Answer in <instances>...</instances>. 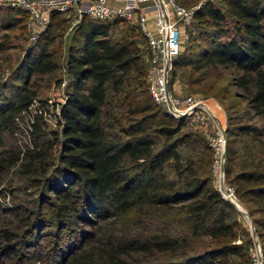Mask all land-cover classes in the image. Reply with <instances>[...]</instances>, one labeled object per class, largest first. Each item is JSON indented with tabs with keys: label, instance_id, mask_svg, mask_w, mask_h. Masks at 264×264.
I'll use <instances>...</instances> for the list:
<instances>
[{
	"label": "trees",
	"instance_id": "trees-1",
	"mask_svg": "<svg viewBox=\"0 0 264 264\" xmlns=\"http://www.w3.org/2000/svg\"><path fill=\"white\" fill-rule=\"evenodd\" d=\"M26 17L0 4V29L18 28L20 50L4 59L8 40H0V71L9 69L0 85V193L12 198L0 205V264H253L252 234L216 188L207 137L148 90L137 23L127 20L133 25L113 36L126 19L83 15L61 37L66 18L51 11L28 41ZM192 18L170 79L174 66L189 64V82L232 97L224 107V181L252 221L264 264V0H203ZM227 65L237 93L212 75ZM43 77L64 79L56 127L41 111ZM33 104L30 144L4 143L1 132ZM15 179L34 196L24 198Z\"/></svg>",
	"mask_w": 264,
	"mask_h": 264
},
{
	"label": "built area",
	"instance_id": "built-area-1",
	"mask_svg": "<svg viewBox=\"0 0 264 264\" xmlns=\"http://www.w3.org/2000/svg\"><path fill=\"white\" fill-rule=\"evenodd\" d=\"M199 3L186 6L177 0H0L1 5L26 11L28 41L34 40L44 28L51 11L71 13L73 24L83 15L136 22L146 37V82L153 100L164 104L173 117H185L186 126L200 128L206 134L212 150L210 169L216 188L224 198L235 201L233 186L224 181L225 117L220 120L212 105L214 103L220 109L219 104L196 94L175 93L169 83L172 59L181 48V30ZM63 83L64 79L60 85ZM208 121L211 127L206 130ZM250 256L253 264H262L258 243H254Z\"/></svg>",
	"mask_w": 264,
	"mask_h": 264
},
{
	"label": "rangeland",
	"instance_id": "rangeland-1",
	"mask_svg": "<svg viewBox=\"0 0 264 264\" xmlns=\"http://www.w3.org/2000/svg\"><path fill=\"white\" fill-rule=\"evenodd\" d=\"M199 1L201 2L203 0H199ZM62 14H63L64 18H66V24H65L66 26L62 30L61 37H63L64 34L68 30H70V28L73 27V25H75L72 23L73 18H72L71 13L62 12ZM193 22H194L193 18L191 17V19L188 21V23L181 30V36H180L181 48H182V44H184V42L186 40L187 30L191 29L193 27L192 26ZM128 25H133V23H131L127 20H119L111 28L110 32L113 36H116L120 31L125 29L126 26H128ZM17 32H18L17 27H12V28L5 29V30L0 29V40H4V39L6 40L7 39L8 40V46H9L2 53V57L4 59L7 57L8 54L13 55V53H15V52L18 53V54H16V58H18L20 55V50H18L13 45L16 42V38L13 37L12 35L17 34ZM142 44L146 48V52H147V47H146L144 38L142 40ZM147 54H148V52H147ZM63 70L64 69L61 66V68H59V70H58L57 76H64ZM191 70L192 69H191V66L189 64L174 66L173 71L171 73V79L169 82L171 90L175 93H178V94H196V95H199L202 97H207V99H209L210 101H216L219 104L220 109H218L213 103L212 104L213 110L215 111L216 115L220 118V120L223 119V116L226 118V110L224 109V107L232 99V97H227L225 99H219L217 96H214L213 93L207 89V85L205 83L204 84L203 83L197 84V83L189 82V78H191L190 77ZM234 72H235V69L231 65H227L226 67H218V70L216 69L215 71H212V75H217V77H219L218 82L216 83V86H218L220 84H224L225 88L223 90H227L226 92L231 91V92L237 93L238 92L237 88L229 87L227 85L228 84L227 81L230 79L231 74H233ZM208 78H210V77H207V79H205V80H208ZM209 80H211V79H209ZM8 82H9V69H4V70L0 71V85L7 84ZM204 82H207V81H204ZM62 87H63V85H60V83L56 84L53 81V79L46 80V78L43 77L39 80V96L45 100L43 107L41 108V111L44 110V112H43L44 119L52 127L57 126V124L54 122V113L57 111L58 102H60L62 100V97H63V88ZM228 88H230V89L228 90ZM3 90L9 92L11 89L9 87H6L5 89L3 88ZM241 105H242V103L239 104L238 106L241 107ZM36 106L38 107V105L33 104L29 110H25V111L20 112L14 118V127L12 128V130H7V131L4 130L1 132V137H2V140L4 143L16 144L20 148H24L25 146L30 144V136H29V132H28V129H29L28 121H29V118L31 117V113H33L34 108ZM35 110L40 111V109H38V108H36ZM224 120L226 123V119H224ZM210 127H211V122L208 121V123L206 125V130H209ZM192 128L200 130V128H197V127H192ZM200 131L206 136V134L202 130H200ZM8 177H12L11 171L7 172L4 179H3V182L5 183V185L8 181L7 180ZM214 181H215V179H214ZM13 186H16V187L20 186V187L25 188L26 194L22 195L24 198L33 197L35 194L34 193V187L29 186L26 181L23 182V181H18V179H15L13 181ZM15 192H18V191L15 190ZM235 202L240 207L244 208L242 203H240L237 199L235 200ZM11 203H12V198H11L10 194L6 193L5 190L1 191V193H0V205L11 204ZM232 205L236 211V212L231 213L232 216H235L241 222H243L242 219H244L245 223H247V225H248L247 218L241 213V211L236 207L235 204L232 203ZM248 228L250 230L249 225H248ZM45 230H48V229H45ZM44 232L48 233L46 231H44ZM121 232H124V229H121ZM47 236L48 235L45 234L44 238L42 239V242H44L46 240ZM252 237H253V235H252ZM237 239H239V238H237ZM256 240H257V243L259 245L257 235H256ZM254 243L255 242H254V238H253V244ZM259 247H260V245H259ZM260 252H261V248H260ZM261 263H262V258H261Z\"/></svg>",
	"mask_w": 264,
	"mask_h": 264
},
{
	"label": "water",
	"instance_id": "water-1",
	"mask_svg": "<svg viewBox=\"0 0 264 264\" xmlns=\"http://www.w3.org/2000/svg\"><path fill=\"white\" fill-rule=\"evenodd\" d=\"M230 202H232L233 204H235L236 207L241 211V213L247 218V221H248V225L250 227L251 234L253 235V238H254V242L257 243L255 231H254L252 222H251V220H250V218H249L246 210L244 208L240 207L235 201H230Z\"/></svg>",
	"mask_w": 264,
	"mask_h": 264
}]
</instances>
